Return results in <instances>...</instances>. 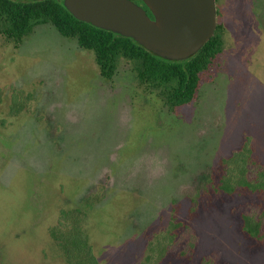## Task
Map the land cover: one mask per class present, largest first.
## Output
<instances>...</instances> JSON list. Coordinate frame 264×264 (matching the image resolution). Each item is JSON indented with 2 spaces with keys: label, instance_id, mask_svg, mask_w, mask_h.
Masks as SVG:
<instances>
[{
  "label": "rangeland",
  "instance_id": "1",
  "mask_svg": "<svg viewBox=\"0 0 264 264\" xmlns=\"http://www.w3.org/2000/svg\"><path fill=\"white\" fill-rule=\"evenodd\" d=\"M216 13L181 105L130 59L104 77L51 23L0 18V264H69L71 229L97 264H264V0Z\"/></svg>",
  "mask_w": 264,
  "mask_h": 264
},
{
  "label": "trees",
  "instance_id": "2",
  "mask_svg": "<svg viewBox=\"0 0 264 264\" xmlns=\"http://www.w3.org/2000/svg\"><path fill=\"white\" fill-rule=\"evenodd\" d=\"M133 1L141 4L151 16L141 0ZM0 18L7 25L4 27L5 33L18 37L26 34L35 24L51 23L60 35L75 38L81 48L95 53L104 77L113 75L120 56L130 59L141 82L151 86H168L166 97L172 105L188 103L195 97L199 73L221 51V36L216 27L214 34L195 55L180 61L166 60L132 38L77 20L64 7L63 0H0ZM251 230L249 233L256 234ZM52 237L63 249L69 264H97L85 246V238L79 237L77 231L71 229L66 236L55 237L53 234Z\"/></svg>",
  "mask_w": 264,
  "mask_h": 264
},
{
  "label": "water",
  "instance_id": "3",
  "mask_svg": "<svg viewBox=\"0 0 264 264\" xmlns=\"http://www.w3.org/2000/svg\"><path fill=\"white\" fill-rule=\"evenodd\" d=\"M35 1V0H30ZM63 0L77 20L132 38L166 60L195 55L214 34L216 0Z\"/></svg>",
  "mask_w": 264,
  "mask_h": 264
},
{
  "label": "flooded vegetation",
  "instance_id": "4",
  "mask_svg": "<svg viewBox=\"0 0 264 264\" xmlns=\"http://www.w3.org/2000/svg\"><path fill=\"white\" fill-rule=\"evenodd\" d=\"M141 5V4H140Z\"/></svg>",
  "mask_w": 264,
  "mask_h": 264
}]
</instances>
